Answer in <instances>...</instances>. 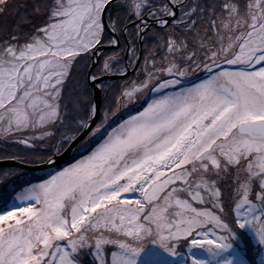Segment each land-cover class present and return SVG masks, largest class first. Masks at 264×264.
I'll return each instance as SVG.
<instances>
[{
	"label": "snow or ice",
	"instance_id": "obj_1",
	"mask_svg": "<svg viewBox=\"0 0 264 264\" xmlns=\"http://www.w3.org/2000/svg\"><path fill=\"white\" fill-rule=\"evenodd\" d=\"M97 139L0 213V264L264 244V0H0V158Z\"/></svg>",
	"mask_w": 264,
	"mask_h": 264
},
{
	"label": "rangeland",
	"instance_id": "obj_2",
	"mask_svg": "<svg viewBox=\"0 0 264 264\" xmlns=\"http://www.w3.org/2000/svg\"><path fill=\"white\" fill-rule=\"evenodd\" d=\"M13 2H18V0H13ZM9 23H13V16H9ZM110 54V53H109ZM130 78H135V74L131 75ZM112 83L122 84L123 80H113ZM190 86V85H189ZM115 96H119V92L115 89L109 95V102H112ZM142 101V100H141ZM141 101L128 105V107H135L141 103ZM103 104V98H102ZM125 115V114H122ZM118 121H116L117 123ZM115 126V124L113 125ZM98 142V139L95 141V144ZM94 144V146H95ZM93 146V147H94ZM86 148L79 147L77 145L72 154L80 153L84 151ZM91 149V148H90ZM4 149L2 145H0V152ZM45 148H40V151H45ZM8 151H15V149H9ZM87 154V153H86ZM85 154V155H86ZM82 156H76L75 158H70L68 161L70 163H64L59 165L58 167H67L69 164L74 163L76 160L80 159ZM2 160H11V159H2ZM20 162L19 160H14ZM22 163V162H20ZM28 165H41V163L33 162V163H23ZM54 166H50L44 170L38 171H27L17 167H4L2 170L0 169V206L4 203V201L8 202V206L12 208L17 202L14 199L9 201V196L7 195L9 190L12 191L13 187L19 186L22 180L28 181L30 178L38 175L41 179H46L49 174V170ZM7 174V175H5ZM50 175V174H49ZM46 176V177H45ZM28 179V180H27ZM43 181V180H41ZM39 181V182H41ZM25 182V181H24ZM27 188V187H26ZM22 188L17 193L23 191ZM225 197L229 196L231 192L230 188L225 187ZM15 197V196H14ZM0 211V213L4 212ZM234 227H236L234 225ZM230 247L223 250H212L209 251L206 249L208 247L205 245L203 247H190L184 244V241H181V245L177 248L176 255H171L162 249L159 245L154 243H148L141 254L136 257L137 264H193V261H197L198 264H264V244H261L256 233L250 226H245L244 228H236L234 231L233 238L229 241ZM182 247L184 249H182ZM110 258V253H109ZM83 264H92L91 256L82 257Z\"/></svg>",
	"mask_w": 264,
	"mask_h": 264
},
{
	"label": "water",
	"instance_id": "obj_3",
	"mask_svg": "<svg viewBox=\"0 0 264 264\" xmlns=\"http://www.w3.org/2000/svg\"><path fill=\"white\" fill-rule=\"evenodd\" d=\"M114 80H117V79H114ZM101 102H102V98H101ZM75 147H73L70 151H66L65 153H62L60 157H57V159L59 160V165L66 163L71 157H73L72 152H73ZM50 166L51 165H45V164L28 165V164H23V163L14 161V160H2V161H0V167H17V168L27 170V171L44 170Z\"/></svg>",
	"mask_w": 264,
	"mask_h": 264
},
{
	"label": "flooded vegetation",
	"instance_id": "obj_4",
	"mask_svg": "<svg viewBox=\"0 0 264 264\" xmlns=\"http://www.w3.org/2000/svg\"><path fill=\"white\" fill-rule=\"evenodd\" d=\"M133 74H135V73H130V76L131 75H133ZM197 76H200V77H203L204 76V73L201 71V72H198L197 74H196ZM193 79H195V77H193ZM117 80H122V79H117ZM102 103V102H101ZM142 104H143V101H141V103L139 104V105H137V106H135V107H124V108H121V111H120V118H127V116L128 115H130V114H135L137 111H139V110H142ZM122 114H125V115H122ZM116 121H118L117 119H113V125L116 123ZM95 141L96 140H93L91 143H89L88 144V148H87V150L85 151H82V152H80V153H77L76 155H75V157L76 156H80V154L81 153H84V152H88V150H89V148H91L92 146H93V144L95 143ZM61 169V168H60ZM60 169H50L48 172H49V174H54L56 171H58V170H60ZM48 174V175H49ZM46 177V176H45ZM49 177H50V175H49ZM48 177V178H49ZM47 179V178H46ZM42 182V181H41ZM36 183H39V182H36ZM30 184H35V182H32V183H30ZM30 184L29 185H26L24 188H26V187H28V186H30Z\"/></svg>",
	"mask_w": 264,
	"mask_h": 264
},
{
	"label": "trees",
	"instance_id": "obj_5",
	"mask_svg": "<svg viewBox=\"0 0 264 264\" xmlns=\"http://www.w3.org/2000/svg\"><path fill=\"white\" fill-rule=\"evenodd\" d=\"M87 152H84V153H81L80 154V156H83V155H85ZM70 161V160H69ZM67 162V163H70V162ZM4 167H0V169L2 170ZM59 169V167H53V168H51L52 170L53 169ZM28 180V179H27ZM40 180H44V178H42L41 179V177L39 176L38 177V175H36L35 177H32V178H30L28 181H26V180H22V182L19 184V186H16V187H13L12 189H14V190H12V191H10L9 192V190L11 189V187L9 188V190H8V193H7V195L9 196V201L11 200V199H14L15 197V195L17 194V192L18 191H20L22 188H24L26 185H29L30 183H32V182H39ZM25 181V182H24ZM8 202H6V201H4V203L2 204V206H0V211H3V210H7V209H10V207L8 206ZM182 249H184L183 247H182Z\"/></svg>",
	"mask_w": 264,
	"mask_h": 264
}]
</instances>
